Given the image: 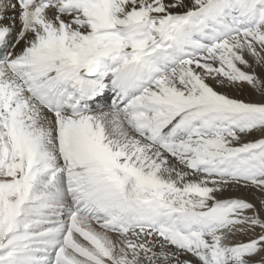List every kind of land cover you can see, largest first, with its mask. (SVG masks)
<instances>
[{
  "label": "snow or ice",
  "instance_id": "snow-or-ice-1",
  "mask_svg": "<svg viewBox=\"0 0 264 264\" xmlns=\"http://www.w3.org/2000/svg\"><path fill=\"white\" fill-rule=\"evenodd\" d=\"M0 264H264V0H0Z\"/></svg>",
  "mask_w": 264,
  "mask_h": 264
},
{
  "label": "rangeland",
  "instance_id": "rangeland-1",
  "mask_svg": "<svg viewBox=\"0 0 264 264\" xmlns=\"http://www.w3.org/2000/svg\"><path fill=\"white\" fill-rule=\"evenodd\" d=\"M242 238H245L246 239V237H242Z\"/></svg>",
  "mask_w": 264,
  "mask_h": 264
}]
</instances>
